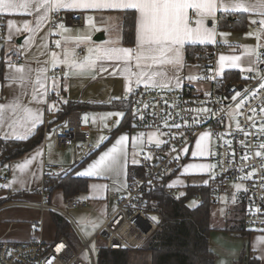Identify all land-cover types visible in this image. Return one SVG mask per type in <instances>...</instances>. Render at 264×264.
Instances as JSON below:
<instances>
[{"label": "crops", "instance_id": "1", "mask_svg": "<svg viewBox=\"0 0 264 264\" xmlns=\"http://www.w3.org/2000/svg\"><path fill=\"white\" fill-rule=\"evenodd\" d=\"M96 2L103 4L110 0H96ZM69 3L71 0H30L27 12L24 9L16 13L0 12L7 17L8 22L13 21L11 27L9 24L7 26V40L0 43V61L3 60L5 63L3 80L0 81V140H25L36 134L39 127L45 125L47 113L56 109L58 103L52 100L53 94L60 98V102L71 101L99 107L97 110L81 112L84 117H87L88 124L86 125L92 137L90 142L92 149L87 154L93 153V157L86 164L73 167L75 164H80L87 155L86 147L82 143L73 147L70 153L65 154L59 160L50 157L47 153L48 146L43 145L29 153L24 159L13 161L10 165L0 169V175L3 173L0 182L3 177L9 178L7 185L3 184L6 193L1 195L5 196L9 192L23 193L22 198H17L12 204L0 208V211L8 206L23 205L29 198L40 196L47 174L51 176L68 174L76 169L74 177L88 179L90 182L86 194L77 196L76 198L79 199H74L69 203L61 190H57L52 196L49 195V209H41L38 201L27 202L28 206L34 207L31 209L42 211L43 227L52 222L56 232L52 233L51 230L46 232L42 228L35 234L28 229L23 241L19 242L38 240L52 243L57 240L59 235L54 223L55 213L51 212L59 210L57 205L66 206V209L78 219H81L83 215L87 217V214L89 216L94 213L95 225L92 226L95 228L92 233L94 237L102 228V224L115 212L117 207L115 195L120 194L124 197L128 195L129 170L131 167L139 166L145 149L151 143H156L154 136L152 139L149 134L157 135L160 143L162 142L161 135L149 131L144 133L136 129L121 131L111 141L110 133L117 128V121L120 124L122 116L118 115L121 112L104 107H109L114 102L129 100L136 87L173 88L186 84L195 86L188 71L195 69L197 74L198 69L195 66L187 67L185 56L188 45L213 47L223 45L230 48L228 52L217 57L215 69L219 74L256 70L259 52L264 48V24L260 23L264 21V0H215L217 7L213 15L203 18L204 30L212 33L211 42L192 43L191 39H185L183 45L173 46L177 49L176 52L164 54L159 51L148 52L149 46L140 43L139 12L137 10H132L138 15L135 29L136 41L134 46H125L122 43V24L123 13L127 10L60 6ZM231 12L250 15V28L247 33L223 34L218 31L219 14ZM66 13H83L86 25L77 28L62 21L52 24L53 14L66 15ZM187 16L188 26L192 29L197 28L196 21L201 17L196 10L188 9ZM94 31L103 32L105 39L95 42L94 38L97 33ZM193 38L197 41L200 38L208 39L203 36V32L200 36ZM82 48H86L87 51L79 56V50ZM120 49L131 50V58H126L125 54L119 51ZM15 55H23L24 60L17 66H11L7 62ZM138 55H142L139 67H137L136 59ZM222 55L229 59L221 61L220 56ZM148 57H155V59ZM232 57H238V59L233 60ZM233 64L235 67L232 66ZM56 69L65 70L66 78H51L49 73ZM138 80L139 83H137ZM122 135L126 139L122 147L117 146L118 152L114 154L117 157L115 167L104 168L98 175H80L82 172L92 170L90 165L98 161L102 154L108 152ZM207 136L210 139L208 152L202 159H199L204 162L208 161L212 149L211 138L208 134ZM56 150L67 151L68 148ZM184 170L185 168L182 170L184 177H176L169 182V185H174L171 188L204 187L208 183L207 177H201L204 179L203 183L190 184V176L185 174ZM56 193L59 195L55 198ZM81 196L85 198L83 202L86 205L81 201ZM30 200L33 202L32 199ZM52 201L56 206L51 205ZM75 201H80L82 206L73 207L72 203ZM46 210L52 213L51 221L48 213L44 212ZM59 212L62 213L61 210ZM28 213L30 214V211ZM31 215L36 218V214L31 213ZM12 235L7 234L6 237L10 238ZM210 238L211 249L217 257L215 264H235L243 252L246 259L255 257L260 264H264V259H260L264 256V233H253L246 237L226 232H214Z\"/></svg>", "mask_w": 264, "mask_h": 264}, {"label": "built area", "instance_id": "2", "mask_svg": "<svg viewBox=\"0 0 264 264\" xmlns=\"http://www.w3.org/2000/svg\"><path fill=\"white\" fill-rule=\"evenodd\" d=\"M52 18L53 25L59 21L77 28L86 25L83 13L53 14ZM7 26V17L0 14V43L8 38ZM229 50L217 45L211 56L214 65L203 54L199 56L203 61L196 79L200 88L190 84L173 88L136 87L131 93L135 129L161 134L162 142L159 147L151 143L145 149L139 163L144 177L130 183L126 197L115 195V212L91 240L83 239L80 252L65 237L52 243L0 241V264H88L82 257L86 251L92 257L89 264H97L91 248L96 239L104 241L108 250H141L158 230L145 210L144 190L164 175L172 179L184 177L182 170L191 162V148L206 133L211 138L212 149L208 158L211 168L203 176L208 178L204 187L210 189L213 199L219 203L227 200L228 204L244 206L246 230L264 233V87H261L264 85V48L258 55V68L240 72L243 80L233 82L226 79V73L219 74L215 69L218 55ZM86 51V48L79 50V56ZM23 60V55H15L7 63L17 66ZM49 75L66 78L63 69ZM54 101L59 104L60 98L55 97ZM84 118L83 113L74 111L63 122L50 127L49 111L45 118L44 146L67 149L82 143L86 154L89 153L92 137ZM8 181V177L1 178L4 185ZM169 188L171 194L187 196V188ZM41 195L40 208L49 209L50 198L45 186L41 188ZM194 200L203 203L200 194ZM72 206L81 207L82 203L75 201Z\"/></svg>", "mask_w": 264, "mask_h": 264}, {"label": "trees", "instance_id": "3", "mask_svg": "<svg viewBox=\"0 0 264 264\" xmlns=\"http://www.w3.org/2000/svg\"><path fill=\"white\" fill-rule=\"evenodd\" d=\"M124 20L122 24L123 45L134 46L136 41V23L137 17L135 11L127 10L123 13ZM249 14L238 13H220L217 19V28L220 33L230 34L232 32L247 33L249 30ZM223 46V45H222ZM216 46H198L188 45L186 48L187 67H201L203 61L199 58L204 55L210 59ZM5 63L0 61V81L3 80ZM226 79L229 81L243 80L240 72H225ZM55 95L53 94L52 100ZM110 110H116L123 113L120 119L119 127L110 133L111 141L116 134L121 131L135 129L133 121V106L131 99L114 102L109 105ZM99 107L76 102H60L56 109L51 111L50 127L63 122L69 114L74 111L83 112L86 110H97ZM44 126L33 136L25 140H0V169L10 165L13 161L24 159L29 153L39 149L44 145ZM91 151V150H90ZM92 154H87L78 165L79 167L91 159ZM76 169L71 173H62L56 176L47 174L45 179V189L52 196L57 190L63 191L64 198L72 200L80 195H85L88 191L89 180L74 177ZM144 170L140 166L131 167L128 180L130 183L135 179L144 177ZM172 177L164 175L157 183L144 190L147 200L145 207L148 215H151L158 230L150 237L148 243L143 247V251L152 255V264H215L216 254L211 249V235L214 232H226L233 235L249 237L253 233L246 230L244 218V206L231 204L232 212L224 219L217 216L218 201H215L209 188L191 186L187 188V196L171 194L167 186ZM200 194L203 203L196 206H190L194 196ZM23 193L9 192L0 197V208L12 204L17 198H22ZM218 217L215 221L216 216ZM54 223L58 229V235L68 238L72 230L70 225L60 214H54ZM130 252L127 250H108L104 248L98 255L97 264H130ZM235 264H260L257 258L246 259L243 252Z\"/></svg>", "mask_w": 264, "mask_h": 264}, {"label": "snow or ice", "instance_id": "4", "mask_svg": "<svg viewBox=\"0 0 264 264\" xmlns=\"http://www.w3.org/2000/svg\"><path fill=\"white\" fill-rule=\"evenodd\" d=\"M30 0H0V12L16 13L20 9H24L27 12L29 8ZM61 7L68 8H96V7H107V8H116V9H125V10H137L139 12V40L142 45H148V52H157L161 54L166 52H176L177 49L174 48V45H183L185 39H191L192 43H208L211 42L212 33H209L204 30L203 18L205 16H212L214 9L217 7L215 0H110L106 3H97L96 0H71V3L67 5H60ZM195 9L196 12L200 15V19L196 21L197 28L192 29L188 26V9ZM214 18V17H213ZM256 23V21H253ZM264 24V21L260 22ZM9 27L13 24V21L8 22ZM62 27V25H61ZM203 32V36L208 37V39L193 38L194 36H200ZM158 46V47H151ZM120 52L125 54L126 58H131V50L129 49H120ZM142 58V55L136 57L139 67V60ZM150 59H155V57H148ZM229 59L225 56H220V60L224 61ZM231 59L236 60L238 57H232ZM235 67V65H232ZM139 83V80L137 81ZM179 83V81H177ZM264 87V85H261ZM131 91V89H129ZM66 102V101H65ZM123 116V113L118 114ZM87 121V117L84 118ZM117 127H119V122L117 121ZM173 127H178V125H173ZM207 135V133L205 134ZM23 138V137H21ZM204 137L201 136L202 140ZM104 139V138H102ZM125 136H120L116 144L113 145L108 152L102 154L98 161L90 165L89 170L80 173V175L92 176L94 174L98 175L100 171L104 168H113L117 164V157L114 155L118 152L117 146H123L125 141ZM156 146H160V141H156ZM197 148H200V142L197 141ZM99 147V145H97ZM184 152L187 153V149H184ZM203 155V153H199ZM193 156H196L197 153L193 152ZM107 161V163H105ZM135 163V161H133ZM188 167H209L206 165H189ZM207 183V181H205ZM174 185H169L172 187ZM155 219V218H153ZM260 259H264V256H261Z\"/></svg>", "mask_w": 264, "mask_h": 264}, {"label": "rangeland", "instance_id": "5", "mask_svg": "<svg viewBox=\"0 0 264 264\" xmlns=\"http://www.w3.org/2000/svg\"><path fill=\"white\" fill-rule=\"evenodd\" d=\"M247 50H250V49H247ZM242 51H244V50H242ZM195 72H196L195 69H191L190 71H188V75L191 78V80H193V84L196 87L200 88V84L197 83V81H196V79L199 77V75H198V73L196 74ZM86 124H88V123L86 122ZM149 132H152V131H149ZM149 135H151L150 138H152L154 136V141H159L158 140L159 137L157 135H154L152 133H150ZM198 141L200 142V148L199 149L197 148V146H196L197 142L193 145V147L191 148L193 151L190 152L191 162L186 164V166L184 167L185 168L184 172H185V174L190 176V179H191L190 184H193V185L203 183L204 179H202V178H203L204 174L206 175V173H208L210 171V168H211V163H209V160L206 162L199 160V159H202L205 156V154L208 152V149H209L208 147L210 146L209 145L210 139L208 138L207 135H205V137L202 140L200 139ZM151 142H152V140H151ZM84 147H85V145H84ZM72 148L73 147L68 148L67 151L66 150L57 151L52 145H49L47 153H49L50 157H53L54 159L59 160L65 154L70 153ZM193 152H196L197 155L193 156L192 155ZM201 152H204V154L200 155L199 153H201ZM189 165H206V166L210 165V166L204 167V168H201V167H191L190 168V167H188ZM1 175L3 176V173ZM1 175H0V177H1ZM5 193H6L5 186L0 182V196H2L1 194H5ZM58 195L59 194L56 193L55 198L58 197ZM30 199H32L33 202H30L31 201ZM74 199H79V198H74ZM74 199H72V200H74ZM80 199L82 202L85 201V198L82 196L80 197ZM72 200H68V203L71 202ZM34 201L35 202L38 201V203L42 204V202H43L42 195L41 196H39V195L33 196L32 198H29V200L24 202L23 205L17 204V205L8 206L7 208L2 209V211H0V237H2V238H0L1 241H12V242L13 241H18V242L23 241V238L26 235V231L28 229H31V231H33L35 234H37L38 231H41L42 228H44V230L46 232H48L50 230L52 233L56 232V229L52 225V222H51V224L50 223L45 224L43 227V225H42L43 223L41 222L42 221V218H41V216H42L41 212L42 211L41 210L39 212L35 209L34 210L31 209L34 207L28 206L27 202L28 203H34ZM14 204H16V203H14ZM198 204H199V202L197 200H193L190 203V206L192 207V206H196ZM48 205H49V203H48ZM51 205L56 206L53 203V201H52ZM57 206H58L59 210L62 211V213H60L59 210L51 211V212H54L55 214L56 213L60 214L63 217V219L70 225V228L72 230L69 232L68 240L72 244L74 249L77 252H80L83 245H84L83 239H85V241H88V240H91L93 238L92 233L95 231V228L92 226L95 225V223L93 221L95 219V215H94V213L89 215V216L87 214V217L85 215H83V217L81 219H78L76 216L73 215V213H71L70 211H68L66 209V206L65 207L59 206V205H57ZM230 206H231V204H228L227 200L222 201V204L219 205V207L217 209V216L220 219H224L228 212H229V214L232 212L233 208H230ZM29 211H30V214L28 213ZM44 212L48 213L49 220L51 221L52 220V213L50 212V210L49 211L46 210ZM31 213L36 214V218H33ZM217 216L215 218V221L218 218ZM40 225H42L41 228H40ZM7 234H13V235H12V237L7 238L6 237ZM149 239H148V241H149ZM148 241L146 242V244L148 243ZM91 248H92L94 256L96 257V260H97L100 252L104 248H106V243L104 241L102 242V241L96 239L91 244ZM142 249L139 251H133V252L129 251L130 256H131L130 257L131 258L130 264H152V255L149 252L143 251ZM82 257L88 262V264L91 263L92 257H90L89 251L84 252L82 254Z\"/></svg>", "mask_w": 264, "mask_h": 264}, {"label": "water", "instance_id": "6", "mask_svg": "<svg viewBox=\"0 0 264 264\" xmlns=\"http://www.w3.org/2000/svg\"><path fill=\"white\" fill-rule=\"evenodd\" d=\"M104 39H105V34L103 32H99L95 36L94 41L95 42H100V41H103Z\"/></svg>", "mask_w": 264, "mask_h": 264}]
</instances>
